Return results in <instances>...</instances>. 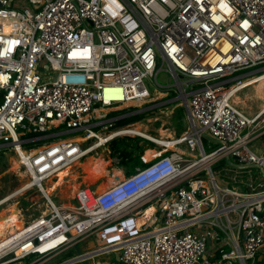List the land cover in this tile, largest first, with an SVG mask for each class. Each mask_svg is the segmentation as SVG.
<instances>
[{
	"label": "built area",
	"instance_id": "built-area-1",
	"mask_svg": "<svg viewBox=\"0 0 264 264\" xmlns=\"http://www.w3.org/2000/svg\"><path fill=\"white\" fill-rule=\"evenodd\" d=\"M165 64L188 119L172 148L128 132L133 124L119 126L116 114L169 95L157 79ZM256 74L264 0H0V148L23 155L32 180L46 186L113 135L159 147L102 192L81 184L73 203L36 183L44 210L0 256L20 254L0 264L47 262L152 207L135 232L60 264L111 252L126 264H255L264 257V113L246 114L230 89Z\"/></svg>",
	"mask_w": 264,
	"mask_h": 264
},
{
	"label": "rangeland",
	"instance_id": "rangeland-1",
	"mask_svg": "<svg viewBox=\"0 0 264 264\" xmlns=\"http://www.w3.org/2000/svg\"><path fill=\"white\" fill-rule=\"evenodd\" d=\"M161 61L160 65L161 66ZM166 64L163 66V69L158 73L157 79L159 83L166 87L164 89H160L162 91H166L169 93L168 96L163 97L164 95L161 93V98L157 100L155 103L147 104L142 107H137L135 109L140 110L141 113H144L143 118L141 121L135 123L133 127H131L130 131L138 129L142 135H146L156 140H171L172 138L179 137L182 132L183 128H187L188 126V119H187V112L186 109L180 105L178 100H175L177 97V86L175 85V80L172 76L165 71ZM43 76L47 77L49 75H54L53 72H48L47 69L43 68L42 70ZM256 74L255 76H257ZM259 76V75H258ZM147 87L151 93L155 91V85H152L150 80L147 81ZM189 91L192 90V86L190 85L188 88ZM236 99L242 101L243 103L237 104L239 108L244 111L246 114L253 116L258 111L260 112L262 106L264 105V101L257 98L254 89L252 86L247 87L244 91L240 92ZM256 103V104H255ZM139 105L141 103H138ZM132 109V108H131ZM130 109H124L126 112H132ZM255 109V110H254ZM112 113L110 116H113ZM264 118V114H263ZM64 128V127H62ZM102 134L105 132V135L110 133L112 130L102 131L99 130ZM161 131H165V135L163 136ZM29 136H36L33 132L28 133ZM168 135L170 138H168ZM72 136V134H68L64 137ZM167 136V137H166ZM144 136H128L123 138H118V140L114 141L109 145L112 151V157L116 156L115 153L121 152L124 159L127 158L129 160L126 161V164L120 162L119 164H114L112 161L106 157V148L105 146L98 148L96 150V154H92L93 157L100 158L102 160L107 161L106 167L101 170L100 172L104 174H109L115 167L116 168H125V167H136L141 165V155L146 150L144 154V159L150 160L156 156V152L154 149H158L159 147L155 144L149 142L146 139H142ZM51 140H43L39 141L36 144L30 145V147H37L39 145H43L44 143H48ZM173 143V141H171ZM259 144H264V140L259 141ZM154 148V149H153ZM124 153V154H123ZM127 156V157H126ZM16 157V159H14ZM87 158L80 160V162L85 161ZM140 159V160H139ZM119 160V159H118ZM19 160L18 155L12 151L10 148H0V201L5 199L7 196L14 193L17 189L21 187L27 180H29L30 174L28 173L26 167L23 165L17 166L15 164ZM75 173H79L78 175L81 176L82 169H75L73 168ZM134 170V169H133ZM216 170V169H215ZM72 171V172H73ZM99 171V170H98ZM83 177V175H82ZM108 177H101L99 182L108 183ZM66 180H70V178H66ZM218 180H221L218 178ZM82 178H79L77 181L78 183H82ZM74 183L65 184L63 186V190L61 188L56 189L53 194V199L56 201L57 204H64V203H73L72 200V193H71V185ZM94 185V184H93ZM97 187V185H95ZM15 202V203H14ZM15 204L16 209L20 213L21 218L24 221V224L30 222L35 217L41 215L45 207V198L43 194L37 187H33L25 192L20 193L13 199H11L8 203L3 204L0 206V211L4 208H7L8 205ZM99 238V243L102 244V241ZM210 248L208 247V250ZM77 255L75 249H71L63 254H61L57 259L53 260L48 264H60L62 262L67 261L68 259H72L74 256ZM37 256H33L30 260L26 261L25 263H30L33 258ZM101 260L112 261V257L104 256V258H100ZM104 264V263H101Z\"/></svg>",
	"mask_w": 264,
	"mask_h": 264
},
{
	"label": "bare ground",
	"instance_id": "bare-ground-1",
	"mask_svg": "<svg viewBox=\"0 0 264 264\" xmlns=\"http://www.w3.org/2000/svg\"><path fill=\"white\" fill-rule=\"evenodd\" d=\"M252 86V89H254L255 94L257 96L258 99L264 101V74L260 75V76H256V77H252V78H248L246 80L243 81V83L236 87L233 86L230 89V93L233 95V103L239 108V106L237 104L239 103H243L242 101L236 99V96H238V94L242 91H244V89H246L247 87ZM161 96V94H160ZM141 102H132V103H127L128 104H138ZM256 104V103H255ZM262 113H264V105L262 106ZM255 110V109H254ZM259 112V111H258ZM132 134H142L138 129H135L133 131H128ZM162 135H165V131H161ZM115 135H113L112 137H114ZM171 136V135H170ZM170 136L168 135V138H170ZM110 137V138H112ZM147 137V135H146ZM167 137V136H166ZM79 140L80 137L78 138ZM104 138L102 137V141L100 142V144H103L104 142ZM160 142L162 144L165 145H169L171 148L173 147L172 142L168 141V140H164L161 139ZM19 160L15 161L17 164V166H19L21 164V159H23V155L20 154L19 156ZM87 159L83 162H75L74 166L72 167H68L60 172H58L56 174V178L52 180V178L46 182L47 185L43 186L44 184L40 183L39 180H37L34 177V174L31 171V168L29 166V164L27 163V167L28 170L31 171L34 180H32V178H30L29 180H27L23 185H21V187L19 189H17L14 193H12L11 195L7 196L6 199L0 203V205H3L6 203H8L11 199H13L14 197H16L17 195H19L22 192H25L29 189H32L36 183H38L40 185V187H42L43 191L45 192V194L50 198L51 194L56 191V189L61 188L63 190V186L65 184H69V183H74L73 185H71V197L72 200L75 198V192L79 189L81 184H86L87 186L93 185V184H97V191L98 192H102L104 190H106L107 188L111 187L115 182H118L119 180H121L123 178V173L120 169L114 168L109 174H104L102 172H100L101 170H103L106 167V162L105 160H102L100 158L97 157H93L92 155L87 156ZM16 159V157L14 158ZM22 165V164H21ZM82 169V175L79 176L77 173H75V171H73L74 169ZM123 168V167H122ZM99 170V171H98ZM73 171V172H72ZM108 177V183H102L99 182L101 177ZM70 178V180H66V178ZM79 178H82V183H78L77 181L79 180ZM15 203V202H14ZM16 205L12 203V205H9L7 208L2 209L0 212V253L10 244H12L16 238L19 236L20 232H22L25 229L24 226V221L20 216V213L18 212V210L15 207ZM74 206V205H72ZM154 212V208H148L147 210H145L143 212V215L141 217H139V219H129L126 222L123 223V228H119V227H114L108 231H106L104 234L100 235L101 241L102 243H107L110 242L113 238L116 237H122V234L124 232L130 231V232H135L137 230V228L144 224L151 216V214ZM5 214V215H4ZM78 230V229H77ZM74 232H76L74 230ZM104 238V239H102ZM55 243H51L48 246H53ZM45 247H43L42 249H44ZM21 252L18 250H12L11 252H7L3 255L0 256V263L4 262L5 260L11 259L16 257L17 255H19Z\"/></svg>",
	"mask_w": 264,
	"mask_h": 264
},
{
	"label": "crops",
	"instance_id": "crops-1",
	"mask_svg": "<svg viewBox=\"0 0 264 264\" xmlns=\"http://www.w3.org/2000/svg\"><path fill=\"white\" fill-rule=\"evenodd\" d=\"M141 165L139 166H136L135 168L137 167H142L144 166L145 164L143 163V161H141ZM116 168V167H115ZM134 167H125V168H117V169H120L123 173V177H125L126 175H129L131 173L134 172L135 170ZM134 169V170H133ZM9 206V205H8ZM5 209V208H4ZM1 212V211H0ZM5 215V214H4ZM99 239L98 238H92L91 240L87 241V242H83V243H79V247L80 249L83 251V252H89L91 251L92 249L96 248L97 246H99ZM118 252H115V253H107V254H104V255H101V256H98V257H95L93 260H91L90 264H101V263H104V264H120L118 262L115 261V256ZM61 254H59L58 256L48 260L47 262H41L39 264H48L50 262H52L53 260L57 259ZM104 256H107V257H112V261H107V260H101L100 258H104ZM16 264V263H15ZM22 264H26V263H22Z\"/></svg>",
	"mask_w": 264,
	"mask_h": 264
},
{
	"label": "flooded vegetation",
	"instance_id": "flooded-vegetation-1",
	"mask_svg": "<svg viewBox=\"0 0 264 264\" xmlns=\"http://www.w3.org/2000/svg\"><path fill=\"white\" fill-rule=\"evenodd\" d=\"M134 115H144V113H141V111L140 110H136V111H134V112H128V113H121L120 114V118H119V120L117 121V124L120 122V121H122L123 119H125V118H128V117H131V116H134ZM142 120V119H141ZM140 120V121H141ZM139 122V121H138ZM137 123V122H136ZM135 125V123H133V126ZM118 138H123V137H118ZM118 138H111V139H109L108 140V143L105 145V148H106V153L105 154H107L106 155V157H108L111 161H112V163L114 162V160L116 159V158H118L119 159V161L120 162H122V160L124 159V157H123V155H122V153L121 152H116L115 153V155L116 156H114V157H112V156H110V155H112V151H111V149H110V147H109V145L111 144V143H113L114 141H116V140H118ZM142 139H146L145 137H143ZM147 140V139H146ZM124 154V153H123ZM127 157V156H126Z\"/></svg>",
	"mask_w": 264,
	"mask_h": 264
},
{
	"label": "trees",
	"instance_id": "trees-1",
	"mask_svg": "<svg viewBox=\"0 0 264 264\" xmlns=\"http://www.w3.org/2000/svg\"><path fill=\"white\" fill-rule=\"evenodd\" d=\"M137 109H131L132 112L136 111ZM121 113H128L126 111H121L119 113H116V114H121ZM143 118L142 115H134V116H131V117H128V118H125L123 119L122 121H120L118 123L119 126H124V125H128V124H133V123H136L138 121H140L141 119ZM185 131V128L182 129V131ZM129 160L128 158L126 160H122V163L123 164H126V161ZM140 160V159H139ZM141 161V160H140ZM255 264H264V257H260Z\"/></svg>",
	"mask_w": 264,
	"mask_h": 264
},
{
	"label": "water",
	"instance_id": "water-1",
	"mask_svg": "<svg viewBox=\"0 0 264 264\" xmlns=\"http://www.w3.org/2000/svg\"><path fill=\"white\" fill-rule=\"evenodd\" d=\"M75 250L77 252V255H79V256L83 255V251L80 249V247L78 245H75ZM115 261L120 263V264H126L124 261L121 260L119 253L116 254ZM81 264H89V261L85 259L81 262Z\"/></svg>",
	"mask_w": 264,
	"mask_h": 264
}]
</instances>
